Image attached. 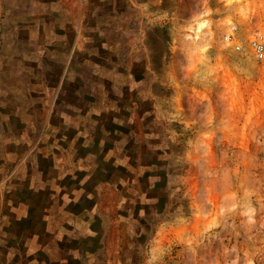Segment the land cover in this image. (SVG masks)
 <instances>
[{
    "label": "rangeland",
    "instance_id": "obj_1",
    "mask_svg": "<svg viewBox=\"0 0 264 264\" xmlns=\"http://www.w3.org/2000/svg\"><path fill=\"white\" fill-rule=\"evenodd\" d=\"M144 1L0 0V264H264V0Z\"/></svg>",
    "mask_w": 264,
    "mask_h": 264
},
{
    "label": "crops",
    "instance_id": "obj_2",
    "mask_svg": "<svg viewBox=\"0 0 264 264\" xmlns=\"http://www.w3.org/2000/svg\"><path fill=\"white\" fill-rule=\"evenodd\" d=\"M168 1L170 2L169 3L170 5L167 4ZM171 2H172V4H171ZM154 4H158L159 9L157 8V10H159V13H161L163 16L167 15V16L171 17L173 24L177 25V28L178 27H179V29L183 28V27L185 28L188 25V23H191V21H190L191 19L189 17L190 15H188L189 13L187 14V13L183 12L181 2L179 0H145L144 2H141L140 4L133 3L131 6H133L132 8H133V11L135 13L134 22H137L138 10H140L142 15H144L147 19H149V5H154ZM131 6H130V8H131ZM117 8L114 6V9H117ZM117 13H118V10H117ZM127 24H128V22H127ZM134 29H136V27ZM19 166H17V167H19ZM16 170H18V169H16ZM17 176H18V174H17ZM9 178H11V177L10 176H4V174H3L1 180L6 181ZM5 183L6 182H4V185H5Z\"/></svg>",
    "mask_w": 264,
    "mask_h": 264
},
{
    "label": "built area",
    "instance_id": "obj_3",
    "mask_svg": "<svg viewBox=\"0 0 264 264\" xmlns=\"http://www.w3.org/2000/svg\"><path fill=\"white\" fill-rule=\"evenodd\" d=\"M229 42L233 41V37L230 36L227 39ZM236 49L241 50L242 46L236 44ZM249 49L252 51L257 61L264 63V33L256 31L248 43Z\"/></svg>",
    "mask_w": 264,
    "mask_h": 264
},
{
    "label": "bare ground",
    "instance_id": "obj_4",
    "mask_svg": "<svg viewBox=\"0 0 264 264\" xmlns=\"http://www.w3.org/2000/svg\"><path fill=\"white\" fill-rule=\"evenodd\" d=\"M230 23V22H229ZM197 24H198V26H197V36H196V39H193L191 36H189V35H187V37H186V39L188 38V40H192V42L194 43V44H199V39H200V34H202V33H204L205 31H206V27H207V25H208V23L207 22H205V21H198L197 22ZM227 28L229 29V32L230 33H232L231 31H233V25H232V23L231 24H229L228 26H227ZM228 32V33H229ZM193 40H195V41H193ZM191 42V41H190Z\"/></svg>",
    "mask_w": 264,
    "mask_h": 264
}]
</instances>
